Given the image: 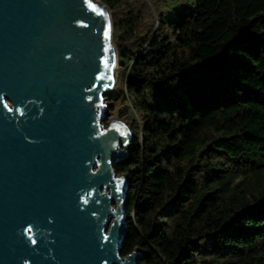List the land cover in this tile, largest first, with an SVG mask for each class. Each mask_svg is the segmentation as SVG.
<instances>
[{"label":"trees","instance_id":"1","mask_svg":"<svg viewBox=\"0 0 264 264\" xmlns=\"http://www.w3.org/2000/svg\"><path fill=\"white\" fill-rule=\"evenodd\" d=\"M133 132L121 254L142 264H264V0H195L154 23L101 0ZM117 94H113L115 99ZM113 107V103H109Z\"/></svg>","mask_w":264,"mask_h":264},{"label":"water","instance_id":"2","mask_svg":"<svg viewBox=\"0 0 264 264\" xmlns=\"http://www.w3.org/2000/svg\"><path fill=\"white\" fill-rule=\"evenodd\" d=\"M117 58L101 0H0V264H142L121 254L115 165L133 132L107 112Z\"/></svg>","mask_w":264,"mask_h":264},{"label":"rangeland","instance_id":"3","mask_svg":"<svg viewBox=\"0 0 264 264\" xmlns=\"http://www.w3.org/2000/svg\"><path fill=\"white\" fill-rule=\"evenodd\" d=\"M136 1L137 0H123V2L121 3V6H126L129 2L135 4ZM142 1L145 4L147 15L150 17V19L154 23H157L158 14L156 12L164 13L166 17H174L176 15L177 10H180L184 6L194 4L195 0H146L151 10L147 7L145 0H142ZM153 5H154L156 12L153 9ZM110 16H111V10H110ZM111 20H112V17H111ZM116 73L117 75H116V80H115V84L113 88L105 93V102L108 108L107 112L110 114L109 117L123 118L126 122L128 119H138V115L134 110H131L127 118L120 117L118 115V109L124 103L122 95H123L124 77H125V73L123 72V70L119 68L118 63H117ZM113 94H117L115 99H113ZM109 103H113V107H111ZM105 124H107V121L105 122Z\"/></svg>","mask_w":264,"mask_h":264},{"label":"bare ground","instance_id":"4","mask_svg":"<svg viewBox=\"0 0 264 264\" xmlns=\"http://www.w3.org/2000/svg\"><path fill=\"white\" fill-rule=\"evenodd\" d=\"M114 58H115V60H116V54H115V52H114Z\"/></svg>","mask_w":264,"mask_h":264}]
</instances>
